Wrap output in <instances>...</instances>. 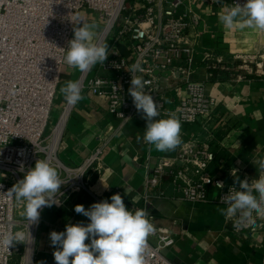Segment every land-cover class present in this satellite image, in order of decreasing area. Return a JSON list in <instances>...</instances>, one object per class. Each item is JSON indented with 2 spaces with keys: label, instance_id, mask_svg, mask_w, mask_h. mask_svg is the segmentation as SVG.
<instances>
[{
  "label": "built area",
  "instance_id": "obj_1",
  "mask_svg": "<svg viewBox=\"0 0 264 264\" xmlns=\"http://www.w3.org/2000/svg\"><path fill=\"white\" fill-rule=\"evenodd\" d=\"M205 1V0H203ZM200 0H0V240L9 232L20 234V241L7 250L0 244V264H35L37 235L41 224L40 210L37 223L29 224L21 215L22 203L9 199L7 191L24 178L38 159L47 160L59 174V205L76 192H85L97 202L99 195L92 177L101 172L107 141L102 140L80 165L64 164L58 155L63 135L75 106L65 101L62 111L49 133H46L56 95L61 82L68 41L74 38V28L83 23L79 13L89 9L97 16L99 32L94 42L108 43L105 65L97 64L91 71L79 73L77 80L81 95L90 93L107 97L109 113L119 120V128L138 113L128 93L131 74L127 69L137 60L145 69L144 79L151 81L148 90L159 106L160 113L175 112L183 125L200 119H210L216 98L207 93L204 82H184L186 94L180 104L170 110L166 106L165 89L157 80L159 73L188 75L196 56V37L201 18L195 12ZM243 5L246 0H229ZM127 48L132 58L122 49ZM239 56V55H238ZM236 56V58L238 57ZM217 59L213 68H220ZM59 77L58 80L56 78ZM239 79H246L238 77ZM76 80V81H77ZM116 86V87H114ZM176 91V87L174 88ZM172 109V108H171ZM215 159L207 143L187 142L174 158H162L151 176L147 177L141 205L130 202L119 186L110 191L107 200L119 193L128 209L146 208L155 198L165 196L161 182L167 175L174 177L178 199L189 202H209L210 188L218 181L225 187L218 190L220 197L228 193L233 183L213 178L207 171ZM23 165L24 171H20ZM188 167H194L197 178L189 184L180 181ZM210 180L209 183L207 181ZM238 187V185H237ZM57 205V204H53ZM58 205V206H59ZM150 222L153 217L150 213ZM148 237L146 264H173L163 251L173 247L175 236L155 227ZM263 228L257 221L254 229L243 228L234 233L255 232ZM155 239L156 244L150 242ZM10 253H9V252Z\"/></svg>",
  "mask_w": 264,
  "mask_h": 264
},
{
  "label": "crops",
  "instance_id": "obj_2",
  "mask_svg": "<svg viewBox=\"0 0 264 264\" xmlns=\"http://www.w3.org/2000/svg\"><path fill=\"white\" fill-rule=\"evenodd\" d=\"M224 2L225 7H230L229 0ZM221 11V5L214 0H200L195 12L201 23L189 36L194 40V35H198L192 71L188 75L174 72L157 77L165 89L169 111L184 99L187 78L206 83L207 93L216 98L210 119H200L191 125L181 124L182 144L176 150L162 153L149 149L143 140L146 120L142 114L119 128V120L108 111L107 97L87 93L75 106L58 155L64 164L80 165L102 140H108L101 172L92 177L99 195L104 199L119 186L124 193V188H127L126 197L130 202L141 205L147 177L152 175L161 159L175 158L181 146L191 141L207 143L211 147L215 159L207 171L213 178L234 183L232 171H236L241 180L247 177L249 183L258 178L259 173L252 161L264 158V78L251 76L239 79L222 69V65L218 69L212 65L219 59L232 66L236 56L256 52L264 39V31L241 28L239 25L228 29L218 19ZM122 52L132 58L127 48L124 47ZM79 73H75L71 80L76 81ZM159 118H166L165 113L154 119ZM137 136L141 138L139 141ZM193 169L188 167L179 178L182 183L196 180ZM161 189L165 196L155 198L149 210L153 225L170 231L176 238L175 245L163 251L171 263L264 264V221L263 228L258 231L236 234L231 229L232 220L226 219L217 210L225 205L218 202L215 187L210 188L212 200L209 202L176 198L174 177L170 175L163 178ZM93 203L96 202L88 193L76 192L64 199L62 205H52L43 211L35 264L41 261L56 264L50 233L65 231L67 224L89 223V219L76 213L74 208L82 204L89 209ZM150 242L156 244L155 239H150ZM85 243H90V240Z\"/></svg>",
  "mask_w": 264,
  "mask_h": 264
},
{
  "label": "clouds",
  "instance_id": "obj_3",
  "mask_svg": "<svg viewBox=\"0 0 264 264\" xmlns=\"http://www.w3.org/2000/svg\"><path fill=\"white\" fill-rule=\"evenodd\" d=\"M214 2L221 5L218 19L224 27L231 29L239 25L241 28L264 31V0H246L243 5L233 3L230 7H225L224 0ZM97 30L98 25L95 23H82V26L74 28V38L68 41L64 56V62L70 68L85 73L97 64L105 65L109 45L106 42H93ZM127 71L131 74L128 93L137 112L146 120L143 140L150 150L154 148L162 153L176 150L182 144L181 121L177 114L168 112L165 113L166 118L154 119L160 117L161 113L148 90L151 81L137 75L144 73L145 69L137 60ZM60 93L71 106L77 105L82 99L78 80L66 81ZM140 139L137 136V141ZM252 163L259 173L258 178L249 183L247 177L241 180L236 171H232L234 183L228 193L220 197V204L225 207L217 209L226 219L233 221L237 231L249 227L254 229L258 220L264 221V158L253 160ZM20 171H24L23 165ZM62 184L57 169L47 160L38 159L35 166L29 168L24 178L17 181L6 195L23 204L21 215L29 225L39 221L43 207L59 205L56 193L60 192ZM224 187L223 181L215 184L217 189ZM124 189L127 195V188ZM110 199L111 202L105 199L93 203L89 209L77 204L74 211L87 217L90 222L86 225L83 222L67 224L65 231L50 233L56 264H146L148 237L155 231L149 219L150 213L146 208L128 209L119 193ZM86 240H90V243H85ZM19 241V233L9 232L3 236L0 244L8 250L9 246Z\"/></svg>",
  "mask_w": 264,
  "mask_h": 264
},
{
  "label": "rangeland",
  "instance_id": "obj_4",
  "mask_svg": "<svg viewBox=\"0 0 264 264\" xmlns=\"http://www.w3.org/2000/svg\"><path fill=\"white\" fill-rule=\"evenodd\" d=\"M79 17L83 18V23L86 21H95L97 20L96 14H94L89 9H83L79 13ZM79 26H82V23L79 24ZM78 26V27H79ZM99 32V27L97 30V35ZM96 35V37H97ZM94 37V39L96 38ZM94 42V41H93ZM234 65L228 66V64H220L222 65V69L226 71H230L231 73L235 74V76L242 77V78H248L251 76H258L264 78V39L261 42V45L257 48V51L252 54H242L239 55L235 60L233 61ZM77 69L70 68L68 66H65L64 72L62 73V78L60 82V86L57 91L56 100L54 102L52 112L49 119V125L46 133H49L53 126L55 125L61 111L62 107L65 103L64 97L60 93V88L65 85L66 81L71 80V78L74 76L75 73H77Z\"/></svg>",
  "mask_w": 264,
  "mask_h": 264
},
{
  "label": "water",
  "instance_id": "obj_5",
  "mask_svg": "<svg viewBox=\"0 0 264 264\" xmlns=\"http://www.w3.org/2000/svg\"><path fill=\"white\" fill-rule=\"evenodd\" d=\"M169 71L168 72H166V73H159L158 71L156 72V74H161V75H163V76H165V75H169Z\"/></svg>",
  "mask_w": 264,
  "mask_h": 264
}]
</instances>
